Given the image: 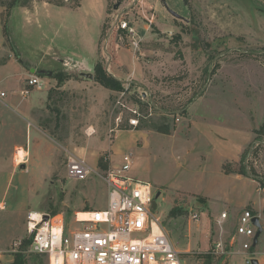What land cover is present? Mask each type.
<instances>
[{
    "label": "rangeland",
    "instance_id": "1",
    "mask_svg": "<svg viewBox=\"0 0 264 264\" xmlns=\"http://www.w3.org/2000/svg\"><path fill=\"white\" fill-rule=\"evenodd\" d=\"M39 1L0 0V91L5 92L0 99V264L13 261L11 244L25 237L30 217L47 213L69 223L77 212L105 207L107 190L100 179L67 178L69 157L84 159L103 171L118 164L124 153L133 160L131 174L160 194L155 212L176 249L189 252L181 256L185 264H245L240 254L208 253L215 241L226 243L233 237L236 219L243 211L260 214L264 222V135L246 164L259 182L241 174L242 169L247 171L246 158L225 167L252 184L221 183L205 173L193 175L188 171L190 164L171 149L181 143L176 115L194 99L196 83L210 92L212 100L250 111L253 123L264 115V0H107L102 26L110 17L121 15L140 39L136 50L126 43L117 48L125 49L122 57L141 63V79L117 80L120 84L115 90L89 83L78 74L76 80L88 83L89 88L58 90L54 75L84 71L94 76L96 65L108 75L106 66L110 67L112 55L103 49L101 26L103 35L92 69H80L73 58L40 59L39 46H45L51 36L39 34ZM44 1L74 8L79 0ZM117 3L120 6L114 9ZM59 39L52 40L51 46L75 45ZM43 67L48 70L40 73ZM30 75L42 80L45 88L41 90L49 93V99L46 109L40 113L33 108L26 122L3 108H20L38 95L40 90L34 89L26 100L19 96ZM137 107L138 115L130 118ZM118 117L122 119L119 125ZM131 119L138 120L136 127L129 126ZM31 126L39 129L35 145ZM128 131L146 135V141L137 140L136 147L129 149L119 147L115 154L112 146L117 137ZM17 149H28L29 157L15 163ZM204 190L222 197L221 204H205L209 199L192 193ZM256 199V204H249ZM223 211L228 218L221 229L215 219ZM193 213L199 217L196 223L190 220ZM253 253V259L264 264V231ZM24 259L26 264H49L43 256L25 254Z\"/></svg>",
    "mask_w": 264,
    "mask_h": 264
},
{
    "label": "built area",
    "instance_id": "2",
    "mask_svg": "<svg viewBox=\"0 0 264 264\" xmlns=\"http://www.w3.org/2000/svg\"><path fill=\"white\" fill-rule=\"evenodd\" d=\"M106 25L102 34L103 49L108 50L111 44L118 47L122 43L133 50L138 49L140 39L121 15L110 17ZM108 68L107 64L106 70ZM41 81L37 76H28L19 91L21 99H27L34 89L45 88ZM3 98L5 92L0 91V99ZM138 111L139 107L130 118H136ZM121 123L122 119L118 117L117 125ZM128 123L136 127L138 120L131 119ZM256 147L258 145L254 143L251 150ZM252 158L249 153L246 163ZM132 167L129 153L122 154L118 164L108 165L103 171L89 166L84 159L69 157L67 178L74 181H86L91 177L100 179L107 190L105 207L83 211L89 216L85 220L78 219L76 213L69 223L60 216L47 213H39L38 221L30 217L25 237L14 241L9 253L43 256L53 264H185L181 256L189 252H180L171 242L155 212L157 207L155 210L151 208L156 194L149 184L131 174ZM227 218V212H221L215 219L216 226L222 229ZM253 218H258L264 231L261 215L245 210L236 219L233 237H229L226 243L215 241L208 254L226 256L236 253L245 257V264H251L257 231ZM190 220L196 223L199 217L193 213ZM154 226L159 230L156 235H153ZM24 240L28 241L26 246H23Z\"/></svg>",
    "mask_w": 264,
    "mask_h": 264
},
{
    "label": "crops",
    "instance_id": "3",
    "mask_svg": "<svg viewBox=\"0 0 264 264\" xmlns=\"http://www.w3.org/2000/svg\"><path fill=\"white\" fill-rule=\"evenodd\" d=\"M106 11L107 0H79L74 8L58 7L44 0H40L39 34L42 36L49 34L51 38L45 46H39V58H73L76 60L75 64L79 67L92 69L98 58L101 26L106 17ZM58 38L62 42H73L75 45L67 48L59 46L52 47V40ZM0 47H2L1 41ZM124 50L123 48L118 49L114 44L110 46L109 51L112 55V60L109 70L106 72L120 82L127 81L130 78L131 80H140L142 74L141 63H138V61L135 62L134 59L122 57V55L124 56ZM41 62L39 61V65ZM47 70L48 68L45 67L39 68L40 73ZM72 72L69 74L72 75ZM0 75H3L2 72ZM77 76L80 77L79 75ZM75 77L76 75H72L58 90H64V88L69 86L73 89L89 88L88 83L77 81ZM83 79L89 83H95L96 86H100L93 79ZM193 86H195L193 89L194 99L190 104L185 106L180 114L176 115L179 118L176 122V127L180 132L181 143L178 149L175 150L173 147L171 150L176 152L177 155H180L186 163L190 164L188 171L193 175L205 173L210 177H214V179H220L221 183L223 181H229L232 184H252L253 182L248 178L236 174L233 171L225 170V167L227 164L236 165L241 161L244 150L255 136L254 132L259 129L264 121V115L257 122L254 121L253 123L250 111H241L232 105L225 106L224 103L212 100L210 92L199 87L197 83ZM37 96L32 100H27L26 105L20 108L10 106L3 108V110L7 114H19L27 122V116L31 117L33 108H38L41 113L47 107L49 93L40 90ZM17 109H20V112ZM28 124L26 128L27 141ZM33 128L35 129L36 136L34 139L35 145L39 143V129ZM145 138L146 135L142 133L128 131V134H121L117 137L115 144L112 146V150L115 153V150H119V147H125L127 149L136 147L135 141L142 140L145 142ZM25 150L26 157H29L30 152H28V149ZM117 153L120 154V151H117ZM192 193L198 194L204 199H209L204 202L208 205L216 206L221 204L222 201V197L214 196L208 190ZM226 203L230 205L231 201H227ZM256 203L257 199L249 204L254 205ZM225 204L223 203V205ZM257 246L258 241L253 251L257 249Z\"/></svg>",
    "mask_w": 264,
    "mask_h": 264
},
{
    "label": "trees",
    "instance_id": "4",
    "mask_svg": "<svg viewBox=\"0 0 264 264\" xmlns=\"http://www.w3.org/2000/svg\"><path fill=\"white\" fill-rule=\"evenodd\" d=\"M104 26V25H103ZM102 26V32H103V27ZM102 35V33H101ZM72 77V75L70 74H63V73H58L56 75H54L52 78H54L56 81H57V88H60L62 86V84L70 79ZM93 80L94 82H96L97 84H99L100 86H102L103 88L105 89H108V90H115L116 87L119 86L120 82H118L116 79L112 78L111 76L109 75H106L100 68V65H96L95 66V72H94V76H93ZM49 99V97H48ZM190 102V101H189ZM255 134V139L253 140V142L248 145L246 147V149L244 150L243 152V155L241 157V162L247 158V155L249 153H251L252 157L255 155L257 149H254V150H251L252 147H253V144L256 143L258 141V139H261V137H263L264 135V121L263 123L261 124V126L259 127L258 130H256L254 132ZM246 161L243 163V165L246 167L247 171L243 170L242 167H241V174L243 176H247V177H253L254 180H258L259 178L257 177V175L254 173V170L251 171L252 169L250 168H247V165H246ZM259 182V180H258ZM263 186H264V183H262ZM28 244V241L24 240L23 242V246H26ZM14 259L13 261L10 263V264H26V261L24 259V256L25 254L22 253V252H19V253H16L14 254ZM35 256V255H34ZM36 257H40V256H36Z\"/></svg>",
    "mask_w": 264,
    "mask_h": 264
},
{
    "label": "water",
    "instance_id": "5",
    "mask_svg": "<svg viewBox=\"0 0 264 264\" xmlns=\"http://www.w3.org/2000/svg\"><path fill=\"white\" fill-rule=\"evenodd\" d=\"M161 1H163V0H161ZM119 6H120V3H117V4L114 6V9H118ZM164 8H165V9H166L171 15L176 16L175 13H173L172 11H170L169 9L166 8V5H165V4H164ZM80 69H83V68L81 67ZM84 70H85V69H84ZM31 73L33 74V73H34V70H31ZM42 73H44V72H42ZM76 74H78L80 77H83V78H85V79H89V80H92V79H93V75H92L91 73H89V72H88V73H86V72H84V71H80L79 73H76V71H73V72H72V75H76ZM159 195H160L159 193H156V195H155V200H154V201L152 202V204H151V208H152L153 210H155L156 207H157L156 200L159 198ZM252 223H253V224L256 226V228H257L256 234H255L254 239H253V247H255V246L257 245L258 238H259L260 234L262 233V228H261V226L259 225L258 218H253V219H252ZM251 264H258V261H257L256 259H252Z\"/></svg>",
    "mask_w": 264,
    "mask_h": 264
},
{
    "label": "bare ground",
    "instance_id": "6",
    "mask_svg": "<svg viewBox=\"0 0 264 264\" xmlns=\"http://www.w3.org/2000/svg\"><path fill=\"white\" fill-rule=\"evenodd\" d=\"M26 155H27L26 154V150L17 149L15 151V154H14V161H15V163L22 162L25 159ZM88 217L89 216L86 213H84L83 211L77 212V218L80 219V220L88 219ZM34 220H36V221L39 220V214L36 215V217L34 218ZM158 232H159L158 228L156 226H154V228H153V235H156ZM49 264H53V263H49Z\"/></svg>",
    "mask_w": 264,
    "mask_h": 264
}]
</instances>
